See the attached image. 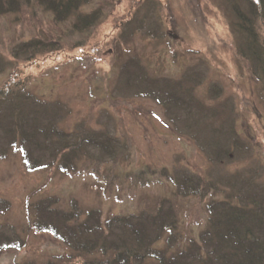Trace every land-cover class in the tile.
<instances>
[{
  "label": "trees",
  "instance_id": "16d2710c",
  "mask_svg": "<svg viewBox=\"0 0 264 264\" xmlns=\"http://www.w3.org/2000/svg\"><path fill=\"white\" fill-rule=\"evenodd\" d=\"M117 1L0 0V21L12 14L16 21L28 26L38 23V16L42 14L47 16L49 27L17 39L6 50L0 49V74L6 70L3 58L8 61L11 57L13 66L21 61L34 62L63 49H70V52L78 49L73 59L90 60L110 38L117 47L119 39L125 41L135 30L147 29L145 23L148 21L133 15L144 0H127L126 12L116 16ZM225 1L231 13L229 23L235 34L236 54L246 60L264 90V0ZM110 14L115 30L103 34L106 41L94 40L95 28L110 21ZM116 30L117 37L113 36ZM147 31L142 35L155 36ZM119 67L123 85L160 104L171 121L183 119L188 133L191 128L196 130L197 133L192 131L190 136L198 141L211 163L234 160L239 150L236 132H233L232 123L225 128L211 126L220 114L217 111L220 107L214 103L205 104L195 96L194 88L201 82L198 71L186 66L188 70L175 79L160 78L152 75L142 60L137 61L132 55H126ZM15 83L9 78L0 85L2 132L10 148L21 155L27 170H47L51 175L89 174L96 180H103L104 190L112 192L116 188L120 191L119 201L133 198L139 187L167 183L172 186L170 197H159L151 209L104 217L98 208H80L75 199H70L68 207L64 208L60 198L53 195L36 200L26 197L27 229L50 235L61 242L64 250L39 263L21 264H264V165L257 164L253 174L235 172L222 179L164 167L131 169L129 151L123 149L120 153L114 136L106 131H88L83 122L72 132L55 129L52 124L46 127L49 130L40 131L32 126L37 130L28 131L30 118L25 116L23 109L35 97ZM14 90L21 91L19 96ZM207 91L210 99L222 90L210 84ZM65 108L62 114L70 110ZM203 123L205 127H212L210 138L200 134ZM224 132L229 134L227 138L232 148L220 135ZM40 134L54 135L60 143L49 151L45 160L40 154L42 143L37 137ZM118 166L126 168L124 174L118 173ZM181 197H193L200 211L185 209L181 214L175 202ZM7 207L8 202L0 200V213ZM22 245L23 240H14L0 229V251Z\"/></svg>",
  "mask_w": 264,
  "mask_h": 264
},
{
  "label": "rangeland",
  "instance_id": "374dc122",
  "mask_svg": "<svg viewBox=\"0 0 264 264\" xmlns=\"http://www.w3.org/2000/svg\"><path fill=\"white\" fill-rule=\"evenodd\" d=\"M126 2L117 1L116 16L126 12ZM133 15L136 19L145 18L147 32L155 36H143L147 29L135 30L126 36L125 41L119 39L117 47L110 38L90 60L73 59L78 49L72 52L63 49L41 56L34 62L21 61L13 66L11 57L8 61L2 57L6 70L0 74V85L10 78L12 84L18 82L21 84L16 85L18 88L35 97L33 103L23 109L25 116L30 118L28 131L37 130L32 126H37L40 131L49 130L46 127L52 124L55 129L72 132L83 122L88 131H106L114 136L118 141L117 150L120 153L123 149L129 151L131 169L164 167L203 174L209 179H222L235 172L241 175L255 173L257 164L264 165V90L246 60L236 54L227 2L144 0ZM108 17L110 21L95 28L94 40L106 41L103 34L115 30L112 14ZM38 19V23L25 26L12 14L2 17L0 49L6 50L17 39L49 28L47 16L39 14ZM116 32L115 37L118 36ZM126 55L142 60L148 71L160 78L175 79L186 71V66L198 71L201 82L194 88L195 96L205 104L214 103L220 107L217 110L220 114L213 119L211 126L225 128L232 123L239 140L237 149L243 154L236 150L234 160L224 161V164L211 163L198 141L190 136L192 131L197 133L194 128L188 133L189 128L185 127L183 119L171 121L160 104L123 85L119 65ZM210 84H216L222 91L209 99L207 88ZM14 91L19 96L21 91ZM65 107L70 110L62 114ZM3 120L0 117V200H6L8 207L0 213V229L14 240H23V245L0 251V264L39 263L64 250L61 242L50 235L27 229L26 197L36 200L53 195L60 198L64 208L68 207L70 199H75L80 208H98L104 217L151 209L159 197L172 194L171 184L149 185L137 188L133 198L119 201L120 191L116 188L112 192L104 190L103 180H96L89 174L67 176L51 175L47 170L29 171L19 152L7 144L2 132ZM205 126L204 123L200 126L203 137L209 136L212 129ZM220 135L232 148L227 138L229 134ZM46 136L37 135L42 143L40 154L44 160L49 157V151L60 144L54 135ZM124 166H118V173L124 174ZM109 193L110 198L105 196ZM175 202L181 214L185 209L195 213L200 211V208L197 210L199 203L193 197L176 198Z\"/></svg>",
  "mask_w": 264,
  "mask_h": 264
},
{
  "label": "water",
  "instance_id": "95a60500",
  "mask_svg": "<svg viewBox=\"0 0 264 264\" xmlns=\"http://www.w3.org/2000/svg\"><path fill=\"white\" fill-rule=\"evenodd\" d=\"M174 37V36H173Z\"/></svg>",
  "mask_w": 264,
  "mask_h": 264
}]
</instances>
